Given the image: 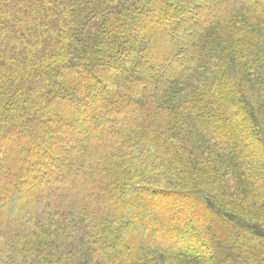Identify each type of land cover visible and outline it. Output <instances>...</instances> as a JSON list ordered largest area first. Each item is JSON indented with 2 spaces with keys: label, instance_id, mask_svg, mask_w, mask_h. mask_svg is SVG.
Masks as SVG:
<instances>
[{
  "label": "trees",
  "instance_id": "trees-1",
  "mask_svg": "<svg viewBox=\"0 0 264 264\" xmlns=\"http://www.w3.org/2000/svg\"><path fill=\"white\" fill-rule=\"evenodd\" d=\"M0 264H264V0H0Z\"/></svg>",
  "mask_w": 264,
  "mask_h": 264
},
{
  "label": "rangeland",
  "instance_id": "rangeland-1",
  "mask_svg": "<svg viewBox=\"0 0 264 264\" xmlns=\"http://www.w3.org/2000/svg\"><path fill=\"white\" fill-rule=\"evenodd\" d=\"M259 1H262V0H259Z\"/></svg>",
  "mask_w": 264,
  "mask_h": 264
}]
</instances>
